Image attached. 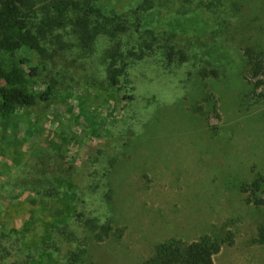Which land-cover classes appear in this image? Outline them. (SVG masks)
<instances>
[{
  "label": "rangeland",
  "instance_id": "obj_1",
  "mask_svg": "<svg viewBox=\"0 0 264 264\" xmlns=\"http://www.w3.org/2000/svg\"><path fill=\"white\" fill-rule=\"evenodd\" d=\"M219 1V20L216 25L212 20L216 37L207 33L202 42L190 43L187 63L169 67L158 53L131 66L133 102L110 99L108 91L117 90L107 86L98 50L92 56V75H56L57 92L50 101L18 115L8 127L0 121V195L6 178L28 164H74L83 171L85 185L91 184L83 209L101 222L112 218L126 228L122 239L97 243L80 227L81 264H145L160 242L193 241L205 234L223 237L226 230L234 233L235 242L223 246L215 264H264V246L251 243L264 208L248 204L240 190L256 172L264 173V107L239 109L248 90L242 76L243 48L250 43L264 46V0ZM210 15L214 17L206 13ZM154 16L153 24L168 32L179 34L188 27L198 34L207 29L194 23L193 16L175 18L165 11ZM23 55L34 58L26 49ZM202 68H218L222 76L203 80ZM47 74L43 70L41 78L49 83ZM45 85L33 83L31 88L40 95ZM208 89L220 100L221 119L212 120L219 121L217 134L191 110ZM16 145L26 149L19 162L7 159ZM62 183L49 195L39 194V189L27 192L23 198L35 207L27 213L14 212L10 218L0 207V237L20 235L16 253L27 255L20 264H43L51 258L43 248L50 235L43 213L63 221L78 197L68 180ZM107 184L114 189L110 201L103 197Z\"/></svg>",
  "mask_w": 264,
  "mask_h": 264
},
{
  "label": "trees",
  "instance_id": "obj_2",
  "mask_svg": "<svg viewBox=\"0 0 264 264\" xmlns=\"http://www.w3.org/2000/svg\"><path fill=\"white\" fill-rule=\"evenodd\" d=\"M219 0H0V121L8 127L22 113L35 111L41 102L50 101L57 92L58 77H86L92 75L93 57L102 51L107 86L117 91H108L110 99L126 103L135 100L131 66L160 53L169 67L184 65L191 59L190 43L210 34L215 38L217 30ZM165 11L170 16H193L194 23H204L206 31L194 34L186 28L184 32L162 30L155 23V14ZM214 15L206 16V13ZM214 20V23L212 22ZM221 23L219 22V27ZM188 30V31H187ZM215 30V31H214ZM188 41V42H187ZM187 42V43H186ZM26 49L34 58L23 55ZM245 66L243 79L248 85L239 109L242 112L255 106L264 107V46L250 43L243 48ZM38 60V62L36 61ZM48 70L46 83L41 72ZM55 75V76H54ZM57 75V76H56ZM203 79H219L218 68H202ZM41 82V83H40ZM33 83L46 84L43 93L32 91ZM104 85V82L101 83ZM105 88V87H102ZM104 97L109 95L104 94ZM193 112L205 118L209 130L217 134L220 130V100L215 91L208 89L201 100L192 105ZM25 146H15L8 154L10 161H21ZM61 161H63L61 159ZM28 164L6 178L0 195L2 214L10 218L27 213L35 207L26 200L27 192L45 196L58 192L62 180H68L76 188L77 199L69 208L71 216L65 220L53 218L44 211L48 221L49 237L43 248L51 255L43 264H81L83 252L79 249L80 227H84L93 241L104 242L111 237L120 240L126 228L115 225L112 218L101 222L90 216L85 205L90 185H85L82 170L74 164L43 161ZM80 170L77 171V169ZM58 181V182H56ZM108 185L104 199L112 200L114 189ZM40 186L46 187L40 191ZM241 192L247 195L246 202L256 208H264V173L256 172L251 182H243ZM11 232L0 237V264H20L27 255H18V237ZM235 235L226 230L225 236L205 234L197 240L171 238L156 245L154 253L145 264H215V259L226 244L233 245ZM252 244L264 246V216L259 221Z\"/></svg>",
  "mask_w": 264,
  "mask_h": 264
}]
</instances>
